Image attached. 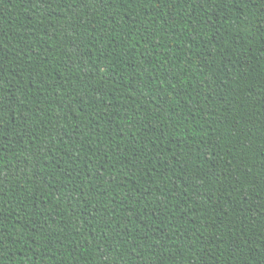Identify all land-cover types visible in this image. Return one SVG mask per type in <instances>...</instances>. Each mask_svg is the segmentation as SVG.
<instances>
[{
	"label": "trees",
	"instance_id": "16d2710c",
	"mask_svg": "<svg viewBox=\"0 0 264 264\" xmlns=\"http://www.w3.org/2000/svg\"><path fill=\"white\" fill-rule=\"evenodd\" d=\"M0 264H264V0H0Z\"/></svg>",
	"mask_w": 264,
	"mask_h": 264
}]
</instances>
